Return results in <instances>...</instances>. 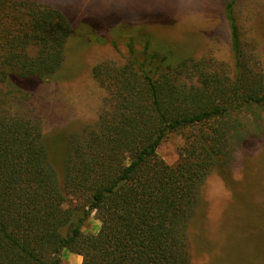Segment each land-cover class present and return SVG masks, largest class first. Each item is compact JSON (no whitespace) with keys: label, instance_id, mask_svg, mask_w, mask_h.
I'll use <instances>...</instances> for the list:
<instances>
[{"label":"trees","instance_id":"obj_1","mask_svg":"<svg viewBox=\"0 0 264 264\" xmlns=\"http://www.w3.org/2000/svg\"><path fill=\"white\" fill-rule=\"evenodd\" d=\"M236 3L224 8L238 69L228 82L174 45L154 46L148 32L142 59L132 39L125 63H96L93 77L109 96L98 122L69 138L60 176L27 105L37 84L61 73L70 42L90 36L53 5L0 0V264H63L64 249L81 264H193L189 227L203 187L249 133L236 113L264 106ZM192 65L200 87L187 82ZM178 130L188 133L171 165L157 148ZM93 212L100 227L84 233Z\"/></svg>","mask_w":264,"mask_h":264},{"label":"rangeland","instance_id":"obj_2","mask_svg":"<svg viewBox=\"0 0 264 264\" xmlns=\"http://www.w3.org/2000/svg\"><path fill=\"white\" fill-rule=\"evenodd\" d=\"M35 1L63 10L76 28L90 36L70 42L61 73L36 83L27 105L42 122L51 161L60 176L69 138L98 122L109 96L107 84L93 77V66L102 61L125 63L132 39L142 59L143 32L152 35L154 46L174 45L179 55L190 54L194 67L206 68L208 76L228 82L238 72L231 27L224 14L230 0ZM236 14L242 45L264 78V0H237ZM192 67L185 73L187 82L200 87L204 78ZM241 111L237 119L249 133L232 152L231 165L224 171L215 169L208 177L204 204L189 227L193 264H264V106ZM187 133H169L157 148L158 158L175 164ZM100 224L93 212L82 230L96 233ZM82 260L68 249L62 251L63 264Z\"/></svg>","mask_w":264,"mask_h":264}]
</instances>
